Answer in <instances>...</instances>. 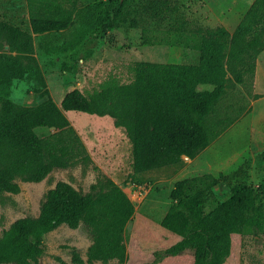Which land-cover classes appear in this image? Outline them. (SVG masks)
Segmentation results:
<instances>
[{
  "label": "trees",
  "instance_id": "16d2710c",
  "mask_svg": "<svg viewBox=\"0 0 264 264\" xmlns=\"http://www.w3.org/2000/svg\"><path fill=\"white\" fill-rule=\"evenodd\" d=\"M128 0H103L96 9L82 14L84 31L77 41L55 58V64L70 69L82 59L93 57L91 45L112 32L126 9ZM36 32L62 27L59 22L40 21ZM17 40L19 26L7 25ZM159 32L142 31L143 38ZM197 56L181 63L137 60L136 85H103L88 99L77 88L69 91L62 107L91 113L101 112L123 126L133 143V183L154 180L156 171L171 177L224 132L245 110V106L221 110L227 89L252 77L258 55L264 50V0H254L230 37L198 36ZM16 81H25L38 101L34 105L15 102ZM202 85L206 87H201ZM255 97L257 95H254ZM47 127L48 134L37 129ZM250 161L239 169L234 188L221 196L213 190L214 176L196 181H175L169 197L171 204L161 226L180 239L166 248L169 254L193 249V264H224L231 252V213L236 204L255 206L264 198V179L248 189ZM264 168V150L256 155ZM92 166L95 182L87 193L66 181L47 190L38 216L13 221L0 237V264H39L44 253L43 236L65 224L77 228L86 224L93 235L87 261L103 263L126 257L124 229L133 217L135 204L112 178L94 163L81 138L62 109L54 102L35 56L0 51V194L20 192L19 181L40 182L55 169L76 165ZM248 164V165H247ZM170 170V171H169ZM264 174V173H263ZM217 179V178H216ZM137 238L131 239L135 248ZM136 249V248H135ZM134 250V249H133ZM127 251L131 264L134 251ZM133 254V255H132ZM73 261L82 263L79 253Z\"/></svg>",
  "mask_w": 264,
  "mask_h": 264
},
{
  "label": "rangeland",
  "instance_id": "374dc122",
  "mask_svg": "<svg viewBox=\"0 0 264 264\" xmlns=\"http://www.w3.org/2000/svg\"><path fill=\"white\" fill-rule=\"evenodd\" d=\"M18 0H0V17L11 18L18 14V9H13ZM44 29L39 32H48ZM15 34L0 25V51L17 53L18 40ZM138 33L127 29H115L102 41L91 45L94 56H103L111 53L113 45L118 48V54L127 56L133 54ZM149 55L148 53L144 56ZM259 70L264 68V51L258 56ZM147 60V59H146ZM264 75V71H261ZM253 77L245 74L242 84H235L227 89V94L221 101L219 109H234L245 106V110L254 102L249 112H242L237 120L222 132L211 144L201 151L194 159H186L185 165L177 170L175 177H163L166 171L159 170L156 177L147 185V182L133 183L129 169V147L124 140L120 142L119 154L115 161L104 162L106 171L99 167L107 176L118 181L129 198L135 204V213L127 222L124 229L126 257L123 263L116 259L106 263L95 261L94 264H127V251H133L134 257L131 264H193V249L187 248L178 254H169L166 248L179 240L170 231L164 229L160 222L171 204L169 193L174 181L190 179L196 181L201 176H214L213 190L217 196L223 195L234 188L236 177L240 176L239 169L249 162L247 171L253 184L247 188L252 190L264 179V168H259L256 155L263 150L264 135V86L258 87L259 95L254 96ZM201 87H206L202 85ZM25 81H16L13 85L11 97L20 104L34 105L38 99L28 90ZM259 98V99H257ZM257 99V100H256ZM256 100V101H253ZM50 128L37 129L38 134H48ZM248 165V164H247ZM170 171V170H169ZM167 172V171H166ZM109 173V174H108ZM173 174V175H174ZM172 175V176H173ZM97 171L91 165L84 167L76 165L66 169H55L40 182L19 181L20 192L0 194V237L5 229L18 218L38 216L45 193L58 181L70 183L76 190L87 193L90 185L95 182ZM121 177H123L121 181ZM120 182V183H119ZM231 252L224 264H264V198L257 201L255 206L247 203L236 204L231 213ZM137 238L138 242L132 248L131 239ZM93 242V235L89 227L81 223L77 228H70L61 224L43 236L44 253L39 257V264H90L87 261V251ZM79 253L82 263H75L72 259L73 252ZM1 264H15L14 262Z\"/></svg>",
  "mask_w": 264,
  "mask_h": 264
},
{
  "label": "crops",
  "instance_id": "0c3cea01",
  "mask_svg": "<svg viewBox=\"0 0 264 264\" xmlns=\"http://www.w3.org/2000/svg\"><path fill=\"white\" fill-rule=\"evenodd\" d=\"M253 1L128 0L115 29L138 33L135 44H127L133 46V54L120 55L116 52L118 48L113 45L115 49H111V53L80 59L70 69L55 64L54 60L76 42L78 34L84 31L82 14L88 8L96 10L103 0H18L13 7L18 9V14L11 18H6L7 15L1 16L0 25L20 27V40L15 52L36 57L52 99L62 109L92 160L99 167L106 171L104 162L115 161L121 140L128 143L129 169L126 174L129 176L133 172V143L126 129L116 126L112 117L101 112L64 109V96L75 88L90 99L103 85L127 84L134 87L138 59L160 63L193 60L197 56L195 44L199 40L198 36L230 37ZM41 20L59 22L62 27L46 33L34 31L32 26L40 24ZM145 30L159 33L149 35L147 41L142 34ZM147 53L149 55L144 56ZM259 62L257 57L253 76L254 95H259L257 88L264 86V75L260 73L264 68L259 70ZM253 105L254 102H251L245 112H249ZM261 136L264 150V135ZM175 176L177 174L171 177ZM120 179L122 181L123 177ZM115 182L118 183L116 179Z\"/></svg>",
  "mask_w": 264,
  "mask_h": 264
}]
</instances>
